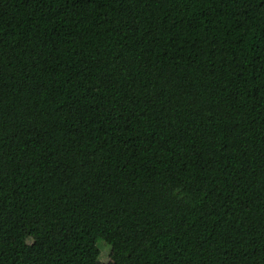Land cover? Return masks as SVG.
<instances>
[{
	"label": "trees",
	"instance_id": "obj_1",
	"mask_svg": "<svg viewBox=\"0 0 264 264\" xmlns=\"http://www.w3.org/2000/svg\"><path fill=\"white\" fill-rule=\"evenodd\" d=\"M264 264V0H0V264Z\"/></svg>",
	"mask_w": 264,
	"mask_h": 264
},
{
	"label": "rangeland",
	"instance_id": "obj_2",
	"mask_svg": "<svg viewBox=\"0 0 264 264\" xmlns=\"http://www.w3.org/2000/svg\"><path fill=\"white\" fill-rule=\"evenodd\" d=\"M97 247L100 251L99 262L100 264H117L110 256L106 245L102 241L97 243Z\"/></svg>",
	"mask_w": 264,
	"mask_h": 264
}]
</instances>
